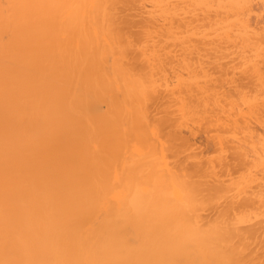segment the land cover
Returning a JSON list of instances; mask_svg holds the SVG:
<instances>
[{"label": "bare ground", "instance_id": "1", "mask_svg": "<svg viewBox=\"0 0 264 264\" xmlns=\"http://www.w3.org/2000/svg\"><path fill=\"white\" fill-rule=\"evenodd\" d=\"M262 12L0 0V264H264Z\"/></svg>", "mask_w": 264, "mask_h": 264}, {"label": "rangeland", "instance_id": "2", "mask_svg": "<svg viewBox=\"0 0 264 264\" xmlns=\"http://www.w3.org/2000/svg\"><path fill=\"white\" fill-rule=\"evenodd\" d=\"M257 3H258V2H256L255 4H257ZM256 7L259 8V4L256 5ZM259 9H261V8H259ZM259 11H260V10H257L256 12H259ZM260 13H261V11H260L258 14H260ZM262 13H263V12H262ZM263 15H264V13H263ZM254 16H255V15H254ZM255 17H256V16H255ZM138 18H139V17H138ZM137 20H138V19H137ZM253 22H254V21H253ZM253 22H252V23H253ZM255 23H256V22H254L253 24H255ZM256 25H257V24H256ZM232 57H233V56H232ZM234 57H235V56H234ZM234 57H233V58H234ZM228 58H229V57H228ZM230 58H231V57H230ZM230 58H229V59L224 58V59H225V60H224L225 62L223 61L222 64L224 63V65H227L226 67H228V68L231 67V69H232V67H236V68H237V66H235V65H237V64H235V63H233V64H235V65H232V66L230 65V64H232V63H230ZM226 59H227V60H226ZM231 59H232V58H231ZM235 59H237V58H235ZM206 60H207V59H206ZM222 60H223V59H222ZM233 60H234V59H233ZM234 61H235V60H234ZM234 61H233V62H234ZM238 61H239V60H238ZM220 62H221V61H220ZM231 62H232V61H231ZM229 63H230V64H229ZM237 63H238V62H237ZM238 64H239V63H238ZM228 65H229V66H228ZM232 70H233V69H232ZM237 70H238V69L233 70L231 73H232L234 76H236V79H237V77H240V76L242 77V78H238V79H237V80H238V83H240V82H242V80H243L244 78H243V75H240V74H242V73H239V74H238L239 71H237ZM233 72H234V73L237 72V73L234 74ZM236 74H237V75H236ZM239 80H241V81H239ZM242 83L246 84V83H247V80H245V81L242 82ZM154 110H155V109H154ZM156 111H159V110H156ZM160 112H161V111H160ZM160 112H159V113L157 112V113L160 114ZM157 113H155V114H157ZM160 115H161V114H160ZM259 129H260V127H259ZM202 130H203V129H202ZM259 131H260V130H259ZM184 132H186V133H184ZM184 132H183V133L185 134V136H184V134H183V136H184L183 138H185V137L187 136V138H189V140H190V138L192 137V135L188 137V130H185V129H184ZM200 132H202V131H200ZM203 132H204V131H203ZM208 132H209V131H208ZM208 132L205 131V134H208ZM261 132H262V128H261ZM189 133H190V132H189ZM211 133H212V132H211ZM190 134H191V133H190ZM190 134H189V135H190ZM209 135H211V134H209ZM209 135L206 137V135H204L203 133H199V132H198V137H197V136L195 137V138H197V141H195L196 144H195V143H194V144L197 145V146H199V147H197V146H195V145H194V146H195V148H196V147H197V148H200L201 145H203L204 148L201 149V150L196 151L195 153H197V154H199V155H202L203 157H204V156H205V157H209V156H211V155H214V156L217 157L216 154H213V152H214V153L216 152V151L213 149V147H212V149H213L214 151H213V150L211 151L210 149H209L208 151H206V150L208 149V146H207V147H205V146H206V144H208V143H207V139L209 138ZM212 135H213V137L216 136V134H213V133H212ZM212 135L210 136L209 139L212 138ZM199 136H200V137H199ZM195 138H193V139L191 138V139L194 141ZM192 140H191V141H192ZM195 140H196V139H195ZM211 140H212V139H211ZM193 141H192V143H193ZM180 142H182V141H180ZM208 142H210V141H208ZM176 144H177V143H176ZM177 146H179V145L177 144ZM206 148H207V149H206ZM201 151H202V152H201ZM186 153H187V152H186ZM186 153H185V154H186ZM191 153H194V152L189 151L187 154L189 155V154H191ZM201 153H202V154H201ZM185 154H184L183 156H186V157H187V155H185ZM217 154L220 155L219 152H217ZM205 157H204V159H205ZM173 158H174V157H173ZM173 158H172V159H173ZM180 158H181V157H180ZM183 159H184V157H183ZM207 159H209V158H206V160H207ZM174 160H175L174 162L176 163V162H177V161H176L177 159L175 158ZM181 160H182V159H181ZM184 161H185V160H184ZM188 161H189V160H188ZM192 161H193V160H192ZM172 162H173V161H172ZM178 162H180V161H178Z\"/></svg>", "mask_w": 264, "mask_h": 264}]
</instances>
